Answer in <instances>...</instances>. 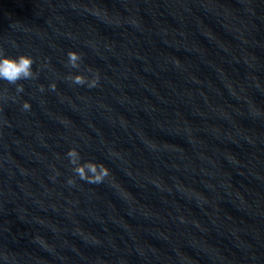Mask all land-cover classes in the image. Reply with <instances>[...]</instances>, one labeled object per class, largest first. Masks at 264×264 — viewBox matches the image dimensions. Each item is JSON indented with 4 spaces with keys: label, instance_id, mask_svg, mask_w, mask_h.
Listing matches in <instances>:
<instances>
[{
    "label": "clouds",
    "instance_id": "obj_1",
    "mask_svg": "<svg viewBox=\"0 0 264 264\" xmlns=\"http://www.w3.org/2000/svg\"><path fill=\"white\" fill-rule=\"evenodd\" d=\"M82 62V56L79 52L69 50L67 52V66L71 69H79ZM34 59L30 55L21 54L18 57H11L4 54L3 49H0V81H6L10 85L16 86V92L21 93L24 91L23 84L18 83L21 80H31L38 76L37 72L33 71ZM87 72L92 73V78L84 74H71L69 73L65 79L70 81L74 85L84 86L88 88L97 87L99 84L100 76L98 71H94L92 68H88ZM50 90L55 91L57 85L55 82L49 85ZM39 90L44 91V86L40 85ZM0 93V97H2ZM31 105L29 102L24 101L22 104L23 110H30ZM69 162L73 165V172L76 176L90 184H100L106 177L110 175L108 167L103 163L93 162L91 160L81 163L80 153L76 148H71L67 153ZM74 178L67 180L68 185L75 184Z\"/></svg>",
    "mask_w": 264,
    "mask_h": 264
}]
</instances>
